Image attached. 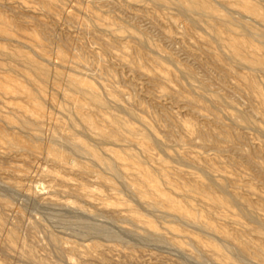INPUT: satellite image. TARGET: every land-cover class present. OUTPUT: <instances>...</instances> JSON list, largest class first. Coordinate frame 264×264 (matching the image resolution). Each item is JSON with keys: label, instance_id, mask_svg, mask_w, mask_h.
Instances as JSON below:
<instances>
[{"label": "rangeland", "instance_id": "rangeland-1", "mask_svg": "<svg viewBox=\"0 0 264 264\" xmlns=\"http://www.w3.org/2000/svg\"><path fill=\"white\" fill-rule=\"evenodd\" d=\"M192 1L0 0V264H264V0Z\"/></svg>", "mask_w": 264, "mask_h": 264}, {"label": "bare ground", "instance_id": "bare-ground-1", "mask_svg": "<svg viewBox=\"0 0 264 264\" xmlns=\"http://www.w3.org/2000/svg\"><path fill=\"white\" fill-rule=\"evenodd\" d=\"M187 3H188V5L190 6V8H193V7H196V6H200V4L199 3H196V2H194V1H192V0H187ZM217 3V2H216ZM235 10V9H234ZM257 10V9H256ZM244 15V14H243ZM257 16V15H256ZM254 16H252V18H253ZM260 17V16H259ZM244 18H246V16L244 17ZM251 18V17H250ZM263 23V22H262ZM247 29V28H246ZM251 35V34H250ZM232 45V44H231ZM236 46V45H235ZM235 46L233 45V47L235 48ZM236 49V48H235ZM236 52H237V50H235ZM260 71V70H259ZM74 106V105H73ZM65 139V138H64ZM70 142V144L74 147V148H76V149H78V150H85V148L84 147H82L80 144H78L76 141H69ZM111 160V159H110ZM250 160V159H249ZM112 162V161H111ZM251 162V161H250ZM106 164V163H105ZM108 167H111L112 168V166L110 165V164H106ZM211 183H213L212 181H211ZM216 185V184H215ZM213 186V185H212ZM218 186V185H217ZM153 206H155V203H153ZM60 207V206H59ZM67 208V207H66ZM73 209V208H72ZM81 212V211H80ZM177 215V214H176ZM179 216V215H178ZM81 222V221H80ZM191 222V221H190ZM87 223V222H86ZM85 225V224H84ZM104 227V226H103ZM106 227V226H105ZM122 229V228H121ZM101 230V229H100ZM124 232H125V230H124ZM154 232V231H153ZM138 236V235H137ZM150 235H148V237H149ZM154 236V235H153ZM156 237V236H155ZM116 239H117V237H115ZM222 240V239H221ZM162 241H163V239H162ZM162 243V242H161ZM226 243L228 244V242L226 241ZM169 246V245H168ZM231 246V245H230ZM240 250H243V249H240ZM234 251H235V249H234ZM239 250H237V251H235L236 253L238 252ZM241 254V253H240ZM184 255V254H183ZM189 256V255H188ZM238 256V255H237ZM185 257H186V255H185ZM239 257V256H238ZM201 258V257H200ZM204 259V258H203ZM202 259V260H203ZM241 261V260H240ZM252 262V261H251ZM203 263V262H202ZM205 263H207L206 261H205ZM208 264V263H207ZM227 264H230V263H227ZM244 264V263H243Z\"/></svg>", "mask_w": 264, "mask_h": 264}]
</instances>
